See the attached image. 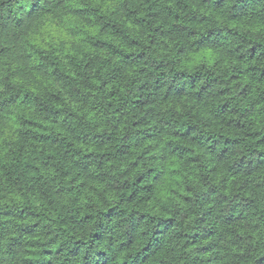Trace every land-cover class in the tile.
I'll use <instances>...</instances> for the list:
<instances>
[{
	"label": "clouds",
	"instance_id": "obj_1",
	"mask_svg": "<svg viewBox=\"0 0 264 264\" xmlns=\"http://www.w3.org/2000/svg\"><path fill=\"white\" fill-rule=\"evenodd\" d=\"M0 264H264V0H0Z\"/></svg>",
	"mask_w": 264,
	"mask_h": 264
}]
</instances>
